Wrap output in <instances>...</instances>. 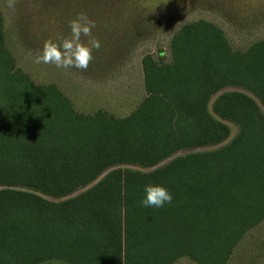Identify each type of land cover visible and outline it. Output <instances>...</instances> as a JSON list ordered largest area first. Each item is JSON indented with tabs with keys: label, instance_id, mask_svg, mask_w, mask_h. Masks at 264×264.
Instances as JSON below:
<instances>
[{
	"label": "trees",
	"instance_id": "trees-1",
	"mask_svg": "<svg viewBox=\"0 0 264 264\" xmlns=\"http://www.w3.org/2000/svg\"><path fill=\"white\" fill-rule=\"evenodd\" d=\"M169 52L127 116L80 114L16 66L0 14V264H227L264 221V38L198 21ZM145 184L172 202L141 206Z\"/></svg>",
	"mask_w": 264,
	"mask_h": 264
},
{
	"label": "rangeland",
	"instance_id": "rangeland-1",
	"mask_svg": "<svg viewBox=\"0 0 264 264\" xmlns=\"http://www.w3.org/2000/svg\"><path fill=\"white\" fill-rule=\"evenodd\" d=\"M81 12L95 22L91 36L101 44L88 68L35 63L43 41L67 36L68 21ZM0 14L5 45L34 84L55 85L80 114L103 110L117 118L146 97L143 56L169 63L170 39L185 25L214 24L235 51L264 38V0H0ZM229 126L231 139L236 127ZM173 264L195 263L181 258ZM227 264H264V221L244 236Z\"/></svg>",
	"mask_w": 264,
	"mask_h": 264
},
{
	"label": "clouds",
	"instance_id": "clouds-1",
	"mask_svg": "<svg viewBox=\"0 0 264 264\" xmlns=\"http://www.w3.org/2000/svg\"><path fill=\"white\" fill-rule=\"evenodd\" d=\"M69 34L65 37L51 38L43 41L41 48L36 52L34 62L37 64H51L58 69L75 68L86 70L93 60L92 51L98 50L100 41L91 36L95 22L84 13H78L68 21ZM88 38L86 43L81 37ZM143 195L139 203L143 207L161 208L172 202V193L161 185L145 184ZM44 264H64L62 260L45 261Z\"/></svg>",
	"mask_w": 264,
	"mask_h": 264
}]
</instances>
